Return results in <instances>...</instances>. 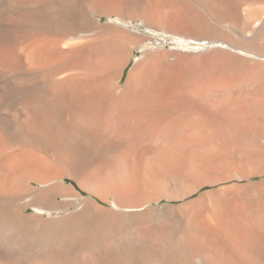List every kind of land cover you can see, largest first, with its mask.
Segmentation results:
<instances>
[{"label": "bare ground", "instance_id": "obj_1", "mask_svg": "<svg viewBox=\"0 0 264 264\" xmlns=\"http://www.w3.org/2000/svg\"><path fill=\"white\" fill-rule=\"evenodd\" d=\"M241 7V0H0V244L19 256L4 260L1 249L0 264H137L142 256L181 264L197 254L211 264H262L264 181L220 185L264 174V143L249 140L264 138V62L227 50L193 59L124 27L141 19L187 46L222 26L264 41V19L246 27ZM145 44L152 46L121 85L134 49ZM108 144L119 146L117 171L90 158ZM67 179L113 206L86 200L75 214L42 219L59 196L79 201ZM207 187L172 211L153 205ZM23 199L21 211L35 204L39 213L18 218ZM118 217L129 220L127 231ZM31 243L42 250L30 252Z\"/></svg>", "mask_w": 264, "mask_h": 264}, {"label": "rangeland", "instance_id": "obj_2", "mask_svg": "<svg viewBox=\"0 0 264 264\" xmlns=\"http://www.w3.org/2000/svg\"><path fill=\"white\" fill-rule=\"evenodd\" d=\"M257 1H259V2H257ZM263 1L264 0H241L242 7H241L240 13H241V15L243 17H246V21H247V24H246L247 26L246 27H250V26L254 27V26H256L257 23L260 24L261 21L264 19V2ZM114 20H116V19L115 18L109 19L107 17L104 18V22H112ZM125 22L127 23L126 25L128 27L126 25H124V27L129 28L130 30L135 31V32L140 33V34H144V35L151 36V37L153 36V38L157 39V42H156L155 45L157 47H160L162 45L160 48H163V49L167 50L168 52L169 51L170 52L171 51L172 52L173 51H179V52H183V53L186 52V54L190 58L191 57L192 58L195 57L196 59H199V58L203 59V58L209 56V54L212 55L213 52L215 53V55L218 54L220 57H224L223 56L224 54L222 55L220 53L222 51H226L227 50L226 53L229 52V54L231 53L230 55H237L238 54V55H240L242 57L244 56V57H247V58H251V57L255 58L258 62H264V59H263L264 57L263 56H255L254 57V54L258 53L257 50H259V52H260L258 54H264V41L263 40L252 41L250 39L251 41L247 42V41H249V39H248L249 37L245 36V34L243 35V37L239 36L235 32H232V31L228 30L225 26L224 27L223 26L219 27L218 33H217L216 36L212 35V33H208L206 37H202V38H204L203 41H194L193 39H190L191 41H187V42H189V45L187 46L186 42L184 43V41L178 39L175 36L168 35L165 32H159V31L150 30L149 28H147L141 22V19H138L137 21H132V19L127 18L125 20ZM212 36L213 37L215 36V37L213 38ZM216 37L217 38H221V39H218V41H216ZM212 39L213 40L215 39L214 42H212L213 41ZM246 39H248V40H246ZM229 43H231V44H229ZM249 43H250V45H248ZM145 46L151 47L152 45L145 44L143 47L139 46V47L134 49V55L131 58L130 65L128 66V68L125 71V75H124L123 80L121 81V85L125 84V82L127 80V77H128V74H129V71L131 70V68L133 67L135 62L141 57V55H142V53L144 51V48L146 49ZM239 48H240V50H239ZM217 49H219L220 51L217 50ZM244 50H245V52H242ZM193 53H196V54H193ZM251 53H252V55H251ZM200 55H202V56H200ZM213 56H214V54H213ZM18 107H19V105H17L15 110L19 109L21 107V105H20L19 108ZM34 109H35V105L32 106L31 110L34 111ZM18 111H17V113H19ZM249 140H251V141H253L255 143H259V144L264 143V138L262 136H260V135L259 136H255V137H251ZM108 145L109 146H107L105 149L102 148L101 151L100 150H98V151L96 150V151L91 152L92 154H90V158H92L93 160H98V161H100V160L103 161L104 160V162L107 163L106 167H109L110 169L113 168L112 170L117 171L123 164V162L120 160L121 157H119V155H118V152L120 151L119 150V146L118 145H111V144H108ZM129 158L132 159L131 157H129ZM262 181H264V174L262 176L250 177V178L245 179V180H241V179H238L236 177L235 178H231V179L227 180L226 182H224L223 184H221L220 186L227 187V186L234 185V186H240L241 187L242 185H244V187H245V186H247V185H249L251 183L252 184H256V183H259V182H262ZM66 184L73 186L75 188V192L81 194L79 201L77 203H75L74 205H69V203H67L65 201L64 197L59 196L56 202H53V203L48 205V207L52 210L51 211L52 215H50L48 212H42L43 213L42 214V219L47 220V219H49L50 216L57 217V215H59V216L60 215H66V214H68V212L69 213L73 212L75 214V212L77 210V206L80 205L81 203H83L86 200H90L92 202H95V203H97L99 206H101L104 209H110L113 206L112 205L113 204V199H110L109 202L104 201V200L100 199L99 197H97L96 195H94L93 193H90L88 191L82 190V188H80V186L76 182L72 181L71 179H67L66 180ZM34 186L39 187L37 184H34ZM208 190H211V188L210 187L203 188V189L199 190L197 193H195L193 196L187 197V198H185L182 201L170 202V201H168V199L163 198L160 202H157V203H155L153 205L155 207L156 206L159 207V209L161 208V206H165L167 208V210L172 211L171 210L172 206H178V205H181V204H183L185 202L193 200L194 198L198 197L200 194H202V193H204V192H206ZM28 200L29 199H23V200H19V201H17L15 203V206L18 209L17 212H18L19 215H17V212H16V215H17L18 218H21V217L26 218V217H29V216H34V215L39 213V211L36 209V205L35 204L29 206L26 210L21 211L22 207H24L25 204L29 203ZM169 207H170V209H169ZM104 220H105L104 218H96V219L93 220V222L94 223H97V222L101 223V222H104ZM118 220H117L118 229H120L121 232H122V230L124 232L127 231L129 229V227H128L129 220L126 217H123V218H119L118 217ZM29 223H32V222H29ZM118 223H120V225H118ZM173 223L175 225H178V221L175 220V219H173ZM103 228L104 227H102V229ZM108 228H109V226H108ZM108 228L105 226V229L102 230V231L103 232L110 231ZM175 228H177V227H175ZM96 230H99V228L98 229L96 228ZM31 244H32V247H30L31 246L30 245V246H28L29 247L28 249H30V248L34 249L35 248L33 243H31ZM2 247H3V245L0 244V251H1L0 256H4L5 255L6 257H4V258H6V259L1 257L0 261L3 260V259L4 260H8V261H10V260L13 261L14 260L13 258L15 256H17L16 255L17 249L11 250L9 248L6 249L5 247H3V248ZM1 249L5 253H3V251ZM37 250H39V248ZM40 250H42V249H40ZM29 251L30 252H39V251H36V248L34 249V251H31V249ZM2 253L4 255H2ZM197 255H199L200 257L197 256ZM197 255L193 256L189 262H185V263L186 264H199L200 263L199 261H201V260H202L201 264L202 263L203 264H207V263L211 264V263H213L212 259H210L211 257H209L207 254H203V255L197 254ZM258 256L263 257L261 262H262V264H264V253H259ZM10 257H12V259ZM17 257H19V256H17ZM17 257H15V259ZM150 260H152V259H150ZM150 260H149V258H145V257L142 256V257L139 258L137 264H152L153 262L150 261ZM206 261H207V263H206ZM185 263H181V264H185Z\"/></svg>", "mask_w": 264, "mask_h": 264}]
</instances>
